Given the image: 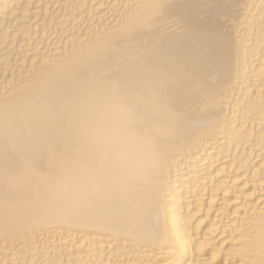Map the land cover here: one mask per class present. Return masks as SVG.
<instances>
[{"label":"bare ground","instance_id":"bare-ground-1","mask_svg":"<svg viewBox=\"0 0 264 264\" xmlns=\"http://www.w3.org/2000/svg\"><path fill=\"white\" fill-rule=\"evenodd\" d=\"M0 264H264V0H0Z\"/></svg>","mask_w":264,"mask_h":264}]
</instances>
